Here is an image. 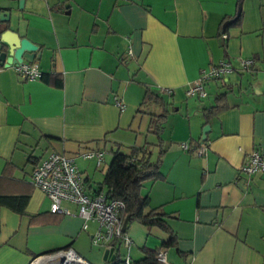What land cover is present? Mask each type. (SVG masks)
<instances>
[{"label":"crops","instance_id":"0c3cea01","mask_svg":"<svg viewBox=\"0 0 264 264\" xmlns=\"http://www.w3.org/2000/svg\"><path fill=\"white\" fill-rule=\"evenodd\" d=\"M237 8L238 0H26L22 8L17 0H0V10L10 11L0 29L38 45L33 62L42 72L24 79L14 63L0 64V192L29 195L24 213L0 205V264H30L67 248L88 264L113 259L114 250L105 257L110 248L91 243L96 222L83 229L69 201L63 204L72 213L51 212L30 173L51 150L64 151L94 192L116 143L157 141L147 130L149 113L162 106L142 102L146 90L163 97L168 114L159 174L142 190L167 213L176 242L165 244L170 233L160 226L133 220L126 225L131 243L120 253L128 251L132 264L142 247L163 248L169 264H264V172L239 171L252 149L264 153V0H241L239 16L223 30ZM244 57L253 62L239 69ZM221 60L236 68L224 80H210L206 96L186 95L188 84ZM221 91L228 106L206 119L204 108ZM200 146L203 153L196 152ZM89 149L103 152L100 164L82 156ZM70 255L41 264H63ZM122 258L115 264H124Z\"/></svg>","mask_w":264,"mask_h":264},{"label":"built area","instance_id":"2783aa9c","mask_svg":"<svg viewBox=\"0 0 264 264\" xmlns=\"http://www.w3.org/2000/svg\"><path fill=\"white\" fill-rule=\"evenodd\" d=\"M253 62L252 58L244 57L239 59V69L246 68ZM15 70L24 79L39 78L42 74L36 62H17L14 63ZM236 68L231 62L226 60L218 61L203 69L199 76L191 81L185 93L188 96L204 97L207 95L205 85L213 79L224 80L226 76ZM161 92L171 94V87L161 86ZM115 102L119 107H123V102L116 98ZM185 148L188 143L182 144ZM205 147H197V153H203ZM82 156L89 158L95 157L97 164H100L103 152L100 150L89 149L82 152ZM239 171L246 176H251L258 172H264V153L258 149H252L246 154L239 165ZM31 181L39 187L49 198V210L54 213H72L68 205L63 201H69L77 206V212L83 217L82 228L87 229L89 221L96 222V226L90 235L93 245H103L108 248L116 246L129 247L131 239L126 230L123 229V222L120 217L124 201L117 198H109L104 191L91 192L84 181L82 171L78 168L74 155L64 151L51 150L35 164L31 173ZM77 255L71 248L64 249ZM78 256V255H77ZM124 264H132L131 256L128 251L123 255ZM80 257V256H79ZM82 259V257H80ZM156 259L160 264H169L166 258V251L159 248ZM85 264L88 262L82 259ZM34 260L30 261L33 264Z\"/></svg>","mask_w":264,"mask_h":264},{"label":"trees","instance_id":"16d2710c","mask_svg":"<svg viewBox=\"0 0 264 264\" xmlns=\"http://www.w3.org/2000/svg\"><path fill=\"white\" fill-rule=\"evenodd\" d=\"M240 1L238 0V8L234 15L237 17L240 14ZM146 98L154 99L162 106L160 112L149 113L150 121L147 130L157 135V141L155 143L145 141L142 144L126 145V148H123L120 143H116L112 148V158L104 170L102 179L97 182L94 192L104 191L109 198H117L124 201V207L120 213L122 222L128 218L127 223L136 220L147 226L158 225L168 231L170 237L165 244L169 245L176 242V235L169 228L166 220L167 213L160 206H152L149 194L142 190L145 180L154 179L159 174L161 158L164 152L160 134L167 119L168 108L167 102L158 93L146 90L142 102ZM227 106V91H221L215 96L214 103L204 108V116L208 119L210 115ZM155 146L157 147L156 152L154 151ZM28 199L29 195L27 193L11 194L0 192V205L9 207L19 213L25 212ZM141 249L144 255L134 260V264H160L156 259V253L159 248L142 247ZM114 255V258L107 261L106 264H115L121 261L122 254L119 246L114 248Z\"/></svg>","mask_w":264,"mask_h":264},{"label":"water","instance_id":"95a60500","mask_svg":"<svg viewBox=\"0 0 264 264\" xmlns=\"http://www.w3.org/2000/svg\"><path fill=\"white\" fill-rule=\"evenodd\" d=\"M17 2H18V6L20 8H22L24 6L26 0H17ZM65 6H67V4H65ZM9 13H10L9 9L0 10V20L1 21L8 20L9 19ZM235 19H236V16L226 20L223 23V30L225 29V26L228 23L234 21ZM37 48H38V45L36 43L31 41L27 37L20 36L19 33L16 32L15 30H13L12 28H6L4 30L0 29V64H4L5 62L7 64L17 63V62H22V61L32 62V61H34L35 58L40 57V51L38 50L36 52ZM209 126H210L209 123H206L202 127V135H201L202 140L206 139V134L210 128ZM127 219L128 218H126L123 222V229L124 230H126ZM109 251H113V249L110 248V249L106 250L104 253L105 257ZM59 252L68 253L67 250L60 249V250L53 251L50 253L41 254V255L35 256L33 258V260H34L33 264H38V260L45 257V256L54 255V254H57ZM74 252L78 256L82 257L76 251H74ZM114 256L115 255H112V258H114ZM82 259H84V258L82 257ZM78 264H85V262L79 260Z\"/></svg>","mask_w":264,"mask_h":264},{"label":"bare ground","instance_id":"6f19581e","mask_svg":"<svg viewBox=\"0 0 264 264\" xmlns=\"http://www.w3.org/2000/svg\"><path fill=\"white\" fill-rule=\"evenodd\" d=\"M60 254H71V255H75V254L72 253V252H68V253L59 252V253L54 254V255L45 256V257H43V258H41V259H46V258L48 259L50 256H56V255H60ZM71 255H70V257L64 259L63 264H78V261H79V260L82 261V259H81L79 256L76 255V257H73V256H71ZM41 259L38 260V264H41ZM75 259H77L76 262H75Z\"/></svg>","mask_w":264,"mask_h":264},{"label":"rangeland","instance_id":"374dc122","mask_svg":"<svg viewBox=\"0 0 264 264\" xmlns=\"http://www.w3.org/2000/svg\"><path fill=\"white\" fill-rule=\"evenodd\" d=\"M212 101H213V93L210 94L209 96L205 97L204 100H203V102L206 103V104H207V103H211ZM107 151H108V152H107V155H110L109 148L107 149ZM79 161H80V159H79ZM86 161H88V162H89V161H92V162H93L92 159H86ZM78 163H79V162L77 161V164H78ZM104 164H105V162H104L102 165H104ZM102 165H101V166H102ZM92 166H93V163H92ZM94 169H95V168H94ZM95 173H96V176H97V175H100V174H101V169L97 167V168L95 169ZM97 247H98V246H97ZM94 248H96V247H94ZM98 248H100V247H98Z\"/></svg>","mask_w":264,"mask_h":264}]
</instances>
